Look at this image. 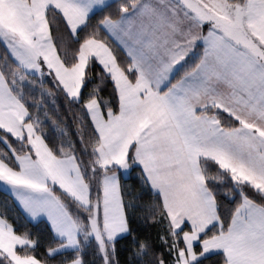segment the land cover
<instances>
[{
	"label": "snow or ice",
	"instance_id": "6c2138e0",
	"mask_svg": "<svg viewBox=\"0 0 264 264\" xmlns=\"http://www.w3.org/2000/svg\"><path fill=\"white\" fill-rule=\"evenodd\" d=\"M0 46V183L47 230L0 213V264H264V0H0Z\"/></svg>",
	"mask_w": 264,
	"mask_h": 264
},
{
	"label": "trees",
	"instance_id": "16d2710c",
	"mask_svg": "<svg viewBox=\"0 0 264 264\" xmlns=\"http://www.w3.org/2000/svg\"><path fill=\"white\" fill-rule=\"evenodd\" d=\"M95 22L96 21L94 19L92 23L95 24ZM109 42L114 48L116 47L111 40ZM2 53L3 47L0 46V54ZM120 55L123 56V53H120ZM45 88L51 89L54 93V96L44 97L43 107L39 110L34 108L32 109V111L34 114H37L38 112L40 120L42 121V127L46 135L48 136L50 141L59 143V141L62 139L59 129L64 128L69 133V137L73 140H76V123L73 119V113L78 111L77 107L69 106L64 98V95L57 89H55L53 84L46 82ZM34 96L37 101L41 99L39 87H37ZM45 113L48 114L47 118L45 116ZM53 120L56 121L55 124L52 122ZM57 125L59 127H57ZM121 183L129 189L138 190L140 184L138 172L134 171L129 173L128 177H122ZM0 213L6 214L12 221H15L17 226L21 227L22 230L26 228L33 234L34 237H46L47 235L45 224L36 222L29 223L22 210L14 201L13 197L1 188ZM144 229L146 234H151L153 239H155L158 229L150 228L148 227V225H144Z\"/></svg>",
	"mask_w": 264,
	"mask_h": 264
},
{
	"label": "crops",
	"instance_id": "0c3cea01",
	"mask_svg": "<svg viewBox=\"0 0 264 264\" xmlns=\"http://www.w3.org/2000/svg\"><path fill=\"white\" fill-rule=\"evenodd\" d=\"M112 43L115 45V43L112 41ZM116 46V45H115ZM128 175H129V173H126V174H124L122 177H124V178H126V177H128ZM0 188L1 189H3L4 191H6V192H8L9 193V191L7 190V188L2 184V183H0ZM10 194V193H9ZM13 199H14V197H13ZM15 201V200H14ZM16 202V201H15ZM16 204L19 206V204H18V202H16ZM19 208L22 210V207L21 206H19ZM22 212H23V210H22ZM24 213V212H23ZM24 215L26 216V214L24 213ZM26 218H27V216H26ZM28 219V218H27Z\"/></svg>",
	"mask_w": 264,
	"mask_h": 264
}]
</instances>
